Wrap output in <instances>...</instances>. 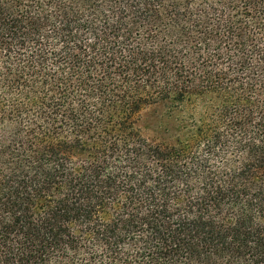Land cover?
Segmentation results:
<instances>
[{"label":"trees","instance_id":"obj_1","mask_svg":"<svg viewBox=\"0 0 264 264\" xmlns=\"http://www.w3.org/2000/svg\"><path fill=\"white\" fill-rule=\"evenodd\" d=\"M0 264H264V0H0Z\"/></svg>","mask_w":264,"mask_h":264}]
</instances>
